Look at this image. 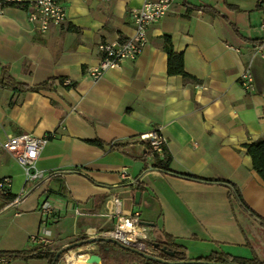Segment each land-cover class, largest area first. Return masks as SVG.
I'll list each match as a JSON object with an SVG mask.
<instances>
[{
	"label": "crops",
	"instance_id": "crops-1",
	"mask_svg": "<svg viewBox=\"0 0 264 264\" xmlns=\"http://www.w3.org/2000/svg\"><path fill=\"white\" fill-rule=\"evenodd\" d=\"M60 2L66 19L44 33L34 30L25 9L9 6L0 17V79L6 70L29 86L51 77L73 83L19 91L0 82V138L54 132L36 160L43 173H54L46 182L25 181L13 157L0 154V177L11 178L9 202L0 197V251L33 244L44 202L52 207L53 249L103 233L115 221L107 200L114 195L122 213L139 212L147 253L157 255L152 243L170 236L187 259L216 252L264 264V222L217 181L235 184L264 219V179L244 147L264 137V0H173L148 27L138 56L96 80L85 70L100 58L98 43L131 35L130 12L142 0ZM164 36L196 81L167 73ZM256 46L262 51L249 66L253 90L245 91L239 74ZM153 130L167 140L172 171L153 167L151 147L138 139ZM122 169L130 178L120 176ZM16 197L22 199L13 205Z\"/></svg>",
	"mask_w": 264,
	"mask_h": 264
},
{
	"label": "built area",
	"instance_id": "built-area-1",
	"mask_svg": "<svg viewBox=\"0 0 264 264\" xmlns=\"http://www.w3.org/2000/svg\"><path fill=\"white\" fill-rule=\"evenodd\" d=\"M173 0H142L140 7L130 12L132 21V34L121 40L101 41L97 48L100 58L95 65L88 66L85 73L93 80L98 79L102 74L116 66H119L125 60H134L148 43V27L162 18L172 6ZM9 6H15L27 10V20L33 24L35 31L44 33L51 26L59 25L66 19V11L60 0H32L24 2L23 0H0V17L4 15L5 9ZM261 28L264 29V21L261 22ZM261 46H256L253 50L250 60L239 74V82L243 90H253V77L249 66L253 59L261 52ZM69 84V80L64 81ZM54 132H47L42 135H35L31 132L6 134L0 138L1 152L9 153L17 164L23 169L25 181L46 182L54 173H43L36 167V160L44 146L53 138ZM139 140L148 142L151 147L149 155L161 153L166 146V138L159 132L153 130L138 137ZM120 176L130 178L127 172L120 170ZM11 178L0 177V193L7 195L10 193ZM22 198L16 197L12 204L16 205ZM108 212L115 217L112 229L100 233L112 237L122 244L145 251V243L142 238L135 233L134 229L139 226V212L133 210L131 213L124 214L121 210V204L117 197L108 195ZM41 221L37 234L31 237V241L42 244L50 243V230L48 229L49 218L51 217L52 207L44 202L40 206ZM72 252L65 254L64 262L57 264H67V258ZM89 256V253H86ZM0 262H7L0 258ZM82 264H87L83 262Z\"/></svg>",
	"mask_w": 264,
	"mask_h": 264
},
{
	"label": "trees",
	"instance_id": "trees-1",
	"mask_svg": "<svg viewBox=\"0 0 264 264\" xmlns=\"http://www.w3.org/2000/svg\"><path fill=\"white\" fill-rule=\"evenodd\" d=\"M193 7V6H192ZM199 10L206 11L208 8L205 7H198ZM213 13H216L214 10ZM162 49L167 54V73L170 75H180L183 80L185 81H196V78L193 76L187 74L183 69V56L180 52H175L173 50L171 40L169 36H164V42L162 44ZM0 82L3 83V85H6L7 87H10L12 89H17L19 91H26V90H51L53 89L54 85L64 83V77H51L49 80L43 81L41 83L29 86L24 85L21 83L16 82L13 80L6 70L3 71L2 77L0 79ZM73 83L64 84L65 87L71 86ZM91 143L101 144L99 140L91 141ZM244 147L246 148L247 154L251 158V163L253 169L257 171V173L260 175L262 179H264V137H261L251 143L245 144ZM171 156L167 152L166 147L162 149L161 153H153V167H156L158 169L164 170V171H172L169 168V162H170ZM185 176L195 178V179H201V180H210L204 177L191 175V174H183ZM217 181H222L224 183L229 184L230 191L229 196L233 199H235L239 204H241L246 210H248L251 214L258 217L262 222H264V219L260 218L244 201L241 196V193L238 189V187L223 179H217ZM10 194V193H9ZM9 194L4 195L0 193V197L2 199L6 200V203L9 202ZM88 238L85 235L78 236L74 241L78 240H84ZM72 241V242H74ZM96 247L95 252L97 255L100 256L101 262L100 264H160L155 261H149L145 258L139 256L138 254L121 248L117 246L114 243L110 242H104V241H96L94 243H90ZM88 244H84L82 246H86ZM160 246H165L166 249L170 251H175L176 253L173 256H168L167 254L163 253L162 251H158L157 256L159 258L165 259V260H177L179 257H182L183 259H187L185 255V248L184 246L178 244L175 242L170 236L167 237L166 243H160ZM148 247V246H147ZM149 248V247H148ZM58 249V248H57ZM55 250L53 249L49 244H42L40 242L33 241V244L28 246L27 248L16 250V251H0V258H4L7 260V262L0 264H9L14 259H20L27 261L29 259H44L46 260V264H50L53 260ZM60 259V256L57 258L55 264L58 263V260ZM194 259L198 260H206V261H216V262H237L239 264H261V261L257 260L256 258L252 259H240L234 256H230L226 253H210L207 256L204 257H196Z\"/></svg>",
	"mask_w": 264,
	"mask_h": 264
},
{
	"label": "water",
	"instance_id": "water-1",
	"mask_svg": "<svg viewBox=\"0 0 264 264\" xmlns=\"http://www.w3.org/2000/svg\"><path fill=\"white\" fill-rule=\"evenodd\" d=\"M138 197H139V192L137 191L135 193V198L137 199ZM96 241H104V242L114 243L121 248L130 250V251L138 254L139 256L145 258L146 260L155 261V262L160 263V264H239L237 262H232V261L216 262V261L198 260V259H194V258L183 259L182 257H179L177 260H165V259L159 258L157 255L147 253L143 250L128 247V246L122 244L121 242H119L118 240H116L112 237L103 235V234H97L95 236L88 237L84 240H78V241L66 244L65 246H62V247L56 249L53 260L50 264H55L59 255L64 253L65 251H69L71 248L76 247V246H82L84 244H90V243H94ZM159 244H160V242H153L152 243L153 247L155 249H157V251H162L163 253L167 254L168 256H173L176 253L175 251H170V250L166 249L165 246H160ZM100 261H101V258L99 255L89 254L86 262H87V264H97Z\"/></svg>",
	"mask_w": 264,
	"mask_h": 264
},
{
	"label": "rangeland",
	"instance_id": "rangeland-1",
	"mask_svg": "<svg viewBox=\"0 0 264 264\" xmlns=\"http://www.w3.org/2000/svg\"><path fill=\"white\" fill-rule=\"evenodd\" d=\"M111 229L112 228H110L109 230H111ZM69 251L70 252H76V253L86 252V253H89L90 254V252L96 251V247L93 246L92 244H88L86 246H76V247H73ZM69 251H65L64 253H62V254L59 255L60 256V259L58 260V263L59 262H64V256H65V254L68 255V252ZM38 260H40V259H33L31 262H29V264H40L41 261H38Z\"/></svg>",
	"mask_w": 264,
	"mask_h": 264
},
{
	"label": "bare ground",
	"instance_id": "bare-ground-1",
	"mask_svg": "<svg viewBox=\"0 0 264 264\" xmlns=\"http://www.w3.org/2000/svg\"><path fill=\"white\" fill-rule=\"evenodd\" d=\"M143 229L141 228H135L134 231L136 234H141L143 233L142 231ZM145 248H147V246H145ZM88 259V256L86 254V252H81V253H76V252H72L68 258H67V264H82L83 262H86Z\"/></svg>",
	"mask_w": 264,
	"mask_h": 264
}]
</instances>
